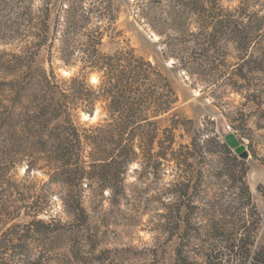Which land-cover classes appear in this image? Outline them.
Listing matches in <instances>:
<instances>
[{
    "label": "trees",
    "instance_id": "1",
    "mask_svg": "<svg viewBox=\"0 0 264 264\" xmlns=\"http://www.w3.org/2000/svg\"><path fill=\"white\" fill-rule=\"evenodd\" d=\"M172 1L175 7L169 12V18H158V23L162 27L173 25L180 33L164 42L165 53L189 74L206 77L215 56L227 55L229 43H234L241 53L254 44L255 50L264 54V32L258 34L264 26V14L252 10L257 0H244V7L242 4L233 11L222 6L221 0ZM0 2L5 26L15 27L14 32H0V43L20 39L22 34L18 33V28L21 25L34 28L32 39L20 46L19 53L0 50V172L25 162L27 175L34 170L51 171L49 182L70 187V197L54 210L49 201L36 200L26 205L22 200L19 206L0 203V222L5 221L4 217L15 219L22 211L24 216L30 217L29 221L13 223L1 232L0 264H83L85 260L80 256L83 250L93 252L101 243L99 233L105 237L111 230L91 218L83 205L85 189L81 185L96 180L104 184L121 182L123 173L133 163L140 162L135 170H145L149 164L157 170L175 163L173 132L159 126V117L170 109L174 93L158 70L136 56L131 48L113 53L100 50L105 34L119 35L114 26L115 0H59V9L50 22L51 0L43 2L40 13L30 9L32 0ZM152 3L155 0H145L140 11L148 12L147 4ZM56 38L60 42L58 49L62 51L58 58L64 67H74V60L79 63L76 73L69 77L55 73L50 52L48 70L34 65L38 49ZM243 67L244 62L236 72H231L237 79L230 76L226 82L222 78L216 85H229L236 91L251 87ZM261 68L264 66L258 69ZM88 74H94L95 84L88 81ZM241 79L244 84L238 83ZM251 91V101L261 106L263 90ZM97 105L103 117L87 127L80 124L79 111L89 116L95 114L96 119ZM155 144L157 151H153ZM216 146L225 156L223 164L230 175L234 166L238 168L237 181L241 184L233 186L239 188L243 204L252 210L242 211L239 224L225 221L222 226L214 224L210 228V236L225 244L223 253L206 249L199 252V262L190 263L188 252L177 246L175 264H264V245H255L259 220L244 180L245 160L224 141L217 140ZM2 155L8 158L1 161ZM152 156H157L153 162L150 161ZM104 187L114 195L119 193L113 186ZM96 194L97 191L91 190V197ZM175 212L161 215L165 231L169 232L168 240L177 229ZM42 213L48 214L47 220L38 217ZM252 216L255 218L251 221L246 218ZM34 235L54 240L72 237V242L68 243L71 245L69 254L55 252L45 241L31 239ZM125 257L124 251L104 248L94 259L100 264H125Z\"/></svg>",
    "mask_w": 264,
    "mask_h": 264
},
{
    "label": "rangeland",
    "instance_id": "2",
    "mask_svg": "<svg viewBox=\"0 0 264 264\" xmlns=\"http://www.w3.org/2000/svg\"><path fill=\"white\" fill-rule=\"evenodd\" d=\"M45 1L49 0H32L30 9L34 13H40ZM51 1L49 22L55 10L59 9L57 2L59 0ZM144 1L115 0L117 7L114 26L119 35L113 37L105 34L100 50L113 53L119 49L131 48L136 56L149 61L172 88L174 102L170 109L159 117V126L161 129H169L173 132L175 163H171V166H160L157 170L150 164L146 165L145 170L144 168L135 170L140 162L133 163L123 173L121 182L115 181L113 184H104L98 180L91 184L83 182L81 188L85 189L84 207L97 224L100 222V225H108L111 230L105 237L102 232L99 233L98 238L101 243L93 252L86 248L83 250L80 255L85 260L83 264H100L94 257L104 248L124 251V256L127 258L124 260L125 264H175L174 251L177 246L188 252L186 254L190 258V263L199 262L201 257L199 252L206 249H216L223 253L225 244L216 240V237L210 236V228L214 224L222 226L225 221L239 224L242 211L245 208L248 212L252 210L243 204L239 196L241 193L239 188L233 186V184H241L237 181L238 168L234 166L230 175L226 165L223 164L226 162L225 156L216 146V141H224V135L228 132L236 136L246 151V157L234 152L245 160L247 172L244 180L259 220L255 245H264V69H258L259 66H264V54L255 50L254 44L249 45L247 51L241 53L234 47V43H229L227 55L215 56L216 59L206 77L189 74L174 58L166 56L165 53L164 42L180 33L176 32L173 25L162 27L158 23L159 19L169 18V12L175 7V3L172 0H155L154 4H147L148 12L142 13L140 6L144 5ZM243 1L221 0L223 3L221 5L233 11L242 4L244 7ZM257 1L259 6L255 5L252 10H260L259 12L264 14V0ZM2 8L0 4V9ZM2 14L0 12L2 23L0 32H14L15 27H10L8 24V27L5 26ZM189 28L192 31L197 30L193 27ZM33 31V26L21 25L18 28V33L22 34L21 38L6 39L7 43H0V50L19 53L20 46L32 39ZM263 32L264 26L258 34ZM24 35L28 36L22 38ZM49 35H52L51 30ZM50 44L53 45L49 46ZM59 46L58 38L48 40L46 45L38 49L34 65L48 70L50 64L48 52H50L53 54L51 66L55 73L59 77H69L76 73L79 63L74 60L76 64L74 67L65 68L58 58L62 52L58 49ZM243 62V69L247 73L246 78L251 87L236 91L229 85H216L222 78H225L226 82L230 76L237 79L238 76L231 72H236ZM222 74L224 75L221 76ZM92 76L94 74H88L87 79L91 84H95L97 80L93 81ZM243 81L238 80V83L244 84ZM248 88H251L250 91ZM257 88L263 90L261 106L251 101L253 98L250 94L251 90L255 91ZM95 111L97 118L92 120L93 115L89 116L79 111L80 124L87 127L99 121L104 113H100L98 105ZM157 150L155 144L153 151ZM4 157L8 158L2 155L1 161ZM156 158L157 156H152L150 161L153 162ZM25 168L24 162L0 172L2 174L0 203L19 206L22 200L26 205L36 200L49 201L51 209L54 210L63 200L70 197L69 185L49 182L51 171L34 170L27 175L24 172ZM170 184L173 185L169 186ZM104 185L113 186L119 193L114 195V192ZM91 190L97 191L94 197H91ZM20 192H24L25 195L22 196ZM173 210L176 211L177 229L172 231L174 235L168 240L169 232L165 231V221L161 215ZM23 212L12 220L3 218L5 221L0 222V235L13 223L29 221L30 217L24 216ZM38 217L47 220L48 214L42 213ZM246 218L251 221L255 216ZM228 226L230 227L231 224ZM100 229L103 230L101 226ZM31 239L45 241L46 246L62 254H69L71 245L68 243L72 242V237L54 240L34 235ZM81 241L86 244L85 240L81 239ZM226 258L230 259L228 256Z\"/></svg>",
    "mask_w": 264,
    "mask_h": 264
},
{
    "label": "water",
    "instance_id": "3",
    "mask_svg": "<svg viewBox=\"0 0 264 264\" xmlns=\"http://www.w3.org/2000/svg\"><path fill=\"white\" fill-rule=\"evenodd\" d=\"M224 141L229 147L234 149L236 153H238L242 157H246V151L244 150V146L240 144V142L233 133L231 132L226 133L224 135Z\"/></svg>",
    "mask_w": 264,
    "mask_h": 264
},
{
    "label": "bare ground",
    "instance_id": "4",
    "mask_svg": "<svg viewBox=\"0 0 264 264\" xmlns=\"http://www.w3.org/2000/svg\"><path fill=\"white\" fill-rule=\"evenodd\" d=\"M92 80H93V81H96L97 79H96L95 76H92ZM85 117H87V116H85ZM95 117H96V115L94 114V116H93L92 118H95Z\"/></svg>",
    "mask_w": 264,
    "mask_h": 264
}]
</instances>
